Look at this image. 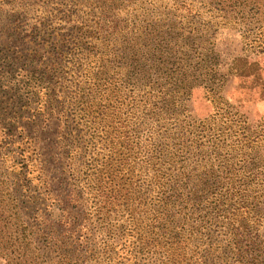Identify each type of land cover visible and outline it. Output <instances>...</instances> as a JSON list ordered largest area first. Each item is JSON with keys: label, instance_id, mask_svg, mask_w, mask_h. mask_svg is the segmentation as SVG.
<instances>
[{"label": "rangeland", "instance_id": "rangeland-1", "mask_svg": "<svg viewBox=\"0 0 264 264\" xmlns=\"http://www.w3.org/2000/svg\"><path fill=\"white\" fill-rule=\"evenodd\" d=\"M13 260L264 264V0H0Z\"/></svg>", "mask_w": 264, "mask_h": 264}, {"label": "trees", "instance_id": "trees-1", "mask_svg": "<svg viewBox=\"0 0 264 264\" xmlns=\"http://www.w3.org/2000/svg\"><path fill=\"white\" fill-rule=\"evenodd\" d=\"M250 37H252V36H248V37H246V38L248 39V38H250ZM18 261H19V260H18ZM18 261L13 260V262H14L15 264H17Z\"/></svg>", "mask_w": 264, "mask_h": 264}]
</instances>
